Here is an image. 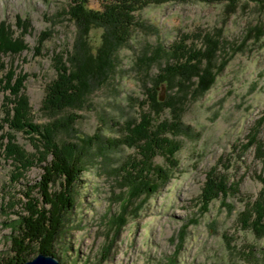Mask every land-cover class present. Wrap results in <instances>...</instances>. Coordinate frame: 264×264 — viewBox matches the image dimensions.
Wrapping results in <instances>:
<instances>
[{
	"label": "rangeland",
	"instance_id": "obj_1",
	"mask_svg": "<svg viewBox=\"0 0 264 264\" xmlns=\"http://www.w3.org/2000/svg\"><path fill=\"white\" fill-rule=\"evenodd\" d=\"M85 1V13L80 14L81 3L73 0H0V22L28 45L19 54L3 57L8 69L12 64L18 73L28 74L23 96L33 122L47 124L62 146L77 144L86 152L74 188L76 202L54 247L55 256L62 264H264V232H257L252 218L242 214L263 189L264 153L247 143L259 128L264 148V4L139 1L130 12L134 27L119 34L122 25L117 30L113 20L121 17L113 9L120 0ZM128 7L122 5L121 12L128 14ZM88 9L103 13L110 24L92 25ZM189 45L207 54L217 48L215 61L202 57L215 74L207 88L206 78L190 81L186 59L180 71L187 80L175 73L182 85L159 78L162 68ZM56 52L65 53L67 64L69 57L81 56L79 68L88 65L97 73L83 78L82 98L59 110L47 101L57 76ZM156 83V98L166 100L161 104L152 94L148 97V88ZM0 96L5 101L4 93ZM143 115L155 125L161 119L182 124L181 131L170 134L182 142L174 159L162 151L154 157L166 175L151 192L133 188L129 173L140 155L126 135L130 123ZM3 117L2 108L0 264L12 247L7 223L22 210L25 189L41 179L45 162L40 159L46 150L43 137L16 132L15 142L31 154L32 162L13 181L14 160L6 153L9 139L3 135H14L8 124L12 117L4 118L8 122ZM212 169L224 174L237 192L220 193L203 209L201 196ZM33 194L39 195L38 188ZM38 253L31 251L29 259Z\"/></svg>",
	"mask_w": 264,
	"mask_h": 264
},
{
	"label": "trees",
	"instance_id": "obj_2",
	"mask_svg": "<svg viewBox=\"0 0 264 264\" xmlns=\"http://www.w3.org/2000/svg\"><path fill=\"white\" fill-rule=\"evenodd\" d=\"M73 1L75 3H81L79 4L81 10L80 14H82V12L85 13L84 4L86 1ZM122 1L123 0H120V3L114 5V9L112 8L116 10L115 15L121 17V19H117V21L116 19L113 20L117 30H119V25H122L119 34L125 31L129 32L134 27L133 15H130V12L136 10L134 4L139 1L143 3L144 1L149 2L157 0H126L128 6H130L128 7V14L127 11L121 12L122 5L124 7L127 5L126 3L124 5ZM256 1L264 4V0ZM86 12L93 18L90 20L92 25L106 27L110 24V21L107 22L103 20V13L98 10L94 11L88 9ZM73 16L77 17V15ZM99 21L102 22V24ZM90 23L89 25L91 27ZM43 41L44 39L39 40L38 44L43 45ZM104 43H106V40ZM207 44L209 43L207 42ZM39 45L38 52L40 50ZM27 48L28 45L24 40L17 37L15 32L8 25L0 22V95L1 92L5 95L3 99L5 101H1L0 99V110L2 108L4 109L3 122H8V119L4 118L10 115L12 117L8 124L11 131H14V135L8 131H4L3 135L7 136L9 139L6 153L14 160L15 169L12 174L13 181L22 177L26 172V168L32 162L31 154H28L22 146H19V144L15 142V133L18 131H24L29 134L35 133L44 138L43 146L46 148L45 155L40 159L41 162H45L41 179L32 185L33 188L25 189L23 193L26 200L22 202V210L16 211L17 217L7 223L12 230L10 237L12 247L4 264H20L28 260L31 251H35V249L38 252L55 255L54 247L59 237L65 233L68 213L72 210L76 202L74 192L75 185L85 167L84 158L86 152L83 147L77 144L71 147L62 146L58 139H56V133L53 132L47 124L43 125L33 122L31 118V113L27 106V99L23 96L25 81L27 80L28 74L18 73L16 69L13 68L12 64L8 69V64L3 57L5 54H19ZM213 50L214 52L207 54L204 53L205 51H202V49H197L189 45V47H187V52L183 53V55H178L173 64L162 68L159 72V78L164 79L163 83L164 81L173 83L172 80L174 79L175 81L177 80L176 84L178 86L182 85V82L176 79L177 74L175 73L182 74V78L187 80V74L180 71V68H182L184 64L182 61L186 59L187 68L192 69L191 71L187 70L190 81L192 80V82H194L195 80H193V78L196 77L199 79L198 81L203 82L202 79L206 78V88L211 86L215 74L210 70L212 66L210 67L208 65L205 67V65H203L202 57L207 55L206 57L208 59L212 57L215 61V50H217V48L214 47ZM172 51L177 53L174 48ZM64 54L65 53L61 54L56 52L53 55L57 76L50 83L47 94L49 107L57 110L63 109L73 103L75 104L83 93L81 88L84 84L83 78L87 75L94 76V74H97L93 72L90 69L92 67L88 65H83L84 68H79V63L81 64L82 62L81 56L72 55L73 57H69V65L67 64ZM88 56L92 58L90 54ZM84 73L86 74L84 75ZM155 87H158L157 83L148 88V97L149 94H152L151 99L153 98L154 102L157 104L166 102V100L158 101L155 95ZM174 88L176 87L172 89ZM10 104H13L12 109L9 107ZM168 104V106L173 105L172 102ZM144 121L145 117L143 115L139 122L130 123L128 128L130 134L129 136L126 135L128 138L127 141L130 142L132 146L135 145L138 147L140 155L137 161V167L134 168V171L129 173L134 177L131 179L133 188L137 187L143 192L145 188L146 192H151L155 191L158 187V185L156 186L154 183H163L166 175L165 171L154 163V157L159 151H162L164 153L166 152V155L174 159V156L182 146V142L174 139L170 134L175 135L176 132L179 130L181 131L182 124L180 122L173 124L167 119H161L156 125L153 123V119ZM172 127H174V129ZM0 128L4 130V125L2 124ZM259 132V128L253 130L252 136L248 140L247 147L255 143L257 145V150L264 153V148H262V144L258 139ZM39 141H41V139H39ZM260 180L263 182V189L259 197L252 203L250 206L251 209L248 208V210L243 211L242 214L243 216L248 215L249 219L252 218V227L257 232H264V175H260ZM57 183L59 185L58 187L56 185ZM35 188H38L39 195L37 196L33 194ZM231 190L237 192V188H233V185H228L227 178L224 174L218 173L214 169L210 170L207 174V181L201 196L203 209H207L209 203L217 198L220 193L227 196L228 193L230 194ZM262 199L263 202H261Z\"/></svg>",
	"mask_w": 264,
	"mask_h": 264
},
{
	"label": "water",
	"instance_id": "obj_3",
	"mask_svg": "<svg viewBox=\"0 0 264 264\" xmlns=\"http://www.w3.org/2000/svg\"><path fill=\"white\" fill-rule=\"evenodd\" d=\"M20 264H62L60 260L53 254L39 252L37 256L28 259Z\"/></svg>",
	"mask_w": 264,
	"mask_h": 264
}]
</instances>
